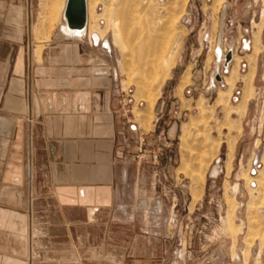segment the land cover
Masks as SVG:
<instances>
[{"label": "rangeland", "instance_id": "obj_1", "mask_svg": "<svg viewBox=\"0 0 264 264\" xmlns=\"http://www.w3.org/2000/svg\"><path fill=\"white\" fill-rule=\"evenodd\" d=\"M86 1L154 172L100 263L264 264V0ZM64 2L40 0L39 25Z\"/></svg>", "mask_w": 264, "mask_h": 264}, {"label": "crops", "instance_id": "obj_2", "mask_svg": "<svg viewBox=\"0 0 264 264\" xmlns=\"http://www.w3.org/2000/svg\"><path fill=\"white\" fill-rule=\"evenodd\" d=\"M39 5L0 0V264L116 260L104 246L131 228L123 200L139 177L153 181V163L137 161L144 134L122 115L117 67L89 32L87 4L82 29L64 4L41 27Z\"/></svg>", "mask_w": 264, "mask_h": 264}, {"label": "water", "instance_id": "obj_3", "mask_svg": "<svg viewBox=\"0 0 264 264\" xmlns=\"http://www.w3.org/2000/svg\"><path fill=\"white\" fill-rule=\"evenodd\" d=\"M85 13L84 0H68L64 12V17L70 26V22L78 21ZM77 27V26H75ZM79 29V27H77ZM82 29V28H81Z\"/></svg>", "mask_w": 264, "mask_h": 264}, {"label": "built area", "instance_id": "obj_4", "mask_svg": "<svg viewBox=\"0 0 264 264\" xmlns=\"http://www.w3.org/2000/svg\"><path fill=\"white\" fill-rule=\"evenodd\" d=\"M244 42H243V49L245 48ZM218 80H219V78H218ZM120 102H121L120 106H121L122 115L126 118V117H128L127 116L128 114H131V97L122 88L120 89ZM130 129L132 131H135L137 129V127L135 124H131ZM139 142H140L139 144H142L143 138H140ZM139 153H141V151ZM154 158H156V157H154ZM139 161H140V159H139Z\"/></svg>", "mask_w": 264, "mask_h": 264}, {"label": "bare ground", "instance_id": "obj_5", "mask_svg": "<svg viewBox=\"0 0 264 264\" xmlns=\"http://www.w3.org/2000/svg\"><path fill=\"white\" fill-rule=\"evenodd\" d=\"M67 1L68 0H65V3H64V10H63V12H65V8H66V3H67ZM84 4H85V7H86V4H87V1L86 0H84ZM61 11V10H60ZM85 19H86V9H85V13H84V15L78 20V21H74V22H70V24L71 25H74V26H77V27H79V29H81L82 27H83V25H84V23H85ZM91 35V34H90ZM89 36V35H88ZM102 41V40H101ZM104 44V43H103ZM105 45V44H104ZM106 47V46H105ZM232 79V78H231ZM226 80H228V79H226ZM230 81V80H229ZM220 98V97H219ZM221 99V98H220ZM218 102H221V101H219L218 100ZM152 106V105H151ZM149 108H150V105H149ZM217 146V145H216ZM201 176H200V174H199V172L197 173V175H196V180H197V184L200 182V180H201V178H200ZM259 181H261V180H259ZM261 183V182H260ZM196 184V185H197ZM259 184V183H258ZM257 184V185H258ZM261 185V184H260ZM261 187H262V189H264V185L262 186L261 185Z\"/></svg>", "mask_w": 264, "mask_h": 264}]
</instances>
